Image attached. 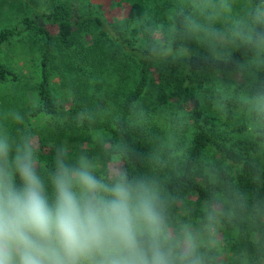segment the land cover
<instances>
[{
    "label": "trees",
    "instance_id": "1",
    "mask_svg": "<svg viewBox=\"0 0 264 264\" xmlns=\"http://www.w3.org/2000/svg\"><path fill=\"white\" fill-rule=\"evenodd\" d=\"M48 1L51 7L50 11L47 9L46 16L56 26L55 34L60 46L54 44V34L48 27L38 26L24 19L28 28L34 29L35 34L40 37L41 50L37 65L38 80L32 87L33 103L28 109L29 120H33L35 126L26 122L16 130L18 138L27 137L32 141L35 139L42 172L52 168L61 140L71 141L76 137V131H72L75 129L63 127L62 130L61 125L57 123L60 99L52 83L53 75L61 67L64 68V64L73 62L78 74L87 73V67L82 64L87 54L82 50L83 55L79 57V52L92 46L89 42L84 43L82 38L89 33L90 26L100 27L102 23L99 16H92L89 15L90 12L80 10V3H86V6L90 7L91 0ZM252 1L258 10L251 12L253 21L248 27L247 36L226 55L194 51L186 41L188 23L197 11L192 0H175L173 5L161 1L157 5L160 10L164 11L170 6L169 24L173 34L170 48L183 54L176 64L183 70L176 73L179 91L171 89L167 95L166 87H163L156 97L159 103L165 105L172 103L179 106L180 103V106L183 104L189 107L186 111V119L190 122L189 135H186L187 148L161 182L169 200L168 211L173 228L176 229L179 214L190 209L192 216L204 225H225L224 232L231 237L244 235L259 222L258 243L261 245L253 249L254 260L257 262L251 261V264H264V166L253 159V154L264 143V127L246 123L235 127L232 113L223 120L216 113H210L207 103L215 105L216 108L224 104L233 105V114L238 120L243 111L241 105L244 103L241 99L240 102L235 98L223 99L216 93L215 82L203 74L232 75L240 72L255 56L264 59V51L257 50V45L264 40V0ZM69 11L74 16H68ZM144 16V6L139 1L132 0L126 16L127 25L116 33V39L118 46L125 43L129 47L126 49L129 53L133 52L148 59L159 50L153 41V29L157 24L155 18H151L155 21H141ZM99 31L106 33L101 29ZM19 34L20 30L16 25L3 27L0 30V46ZM119 36L123 37L125 41L121 42L124 43H119ZM252 78L255 80V86L249 96L264 95V67L255 70ZM17 79L16 74L0 61V86ZM146 86V66H142L139 79L118 101L114 115L98 121L102 131L99 135L106 145L108 159L127 169L130 175H150L156 163V154L153 153L151 142L143 135L145 131H141L134 123L136 106L143 99ZM201 99L205 100V103ZM4 107L6 108V105ZM28 125L29 127H25ZM68 128L71 130L68 135H64L63 131ZM84 129L83 132L86 133L90 128L85 126ZM210 152L217 156L220 162L216 165H205L207 171L199 178L197 169ZM160 159L165 162V155L162 154ZM223 160L238 165L239 176L236 181L222 165ZM228 243L233 248V241ZM200 251L204 256V264H220L219 247L202 244Z\"/></svg>",
    "mask_w": 264,
    "mask_h": 264
},
{
    "label": "rangeland",
    "instance_id": "2",
    "mask_svg": "<svg viewBox=\"0 0 264 264\" xmlns=\"http://www.w3.org/2000/svg\"><path fill=\"white\" fill-rule=\"evenodd\" d=\"M91 1L90 7L86 6V3H80V10L88 11L92 16H99L102 23L100 27L90 26L89 33L82 38L84 43L89 42L92 46L85 47L86 50L80 46L83 49L80 50L79 57H82L83 51L87 54L86 60L82 61L87 67V73L78 74L73 62L64 64L66 69L61 67L52 78L60 99L57 123L61 125L62 130L63 127H69L75 129L72 130L74 133L76 131L75 139L61 140L58 148H64L72 159L80 155L90 157L97 167L98 174H107L117 165L106 155V145L100 138L102 131L98 121L114 115L118 101L133 88L141 75L142 66H146L147 86L143 99L136 106L134 123L141 131H145L142 133L147 141L151 142L153 153L156 154V163L149 176L163 182L187 148L186 135L190 126L188 118L186 119L188 105H165L159 103L156 97L163 87H166L167 95L171 89L179 91L176 73L183 69L178 68L176 64L183 54L170 48L173 42L169 24L170 6L164 11L157 6L161 1L173 5L175 0H136L145 9V16L140 20L145 22L155 18L157 24L153 29V41L159 50L148 59L133 52L129 53L126 50L129 47L121 42L125 41L123 37L119 36V43L124 45H117L116 33L127 25L126 16L132 0ZM192 3L197 11L188 23L186 41L194 51L216 55H226L229 50L245 40L248 27L253 21L251 12L258 10L252 0H192ZM50 7L48 0H0V30L9 25H16L20 30L18 36L0 46V61L18 77L16 81H7L0 86V124L4 125L14 138H18V126L22 127L26 122L35 126V122L29 120L28 109L33 103L32 87L38 80L37 65L41 39L34 29L28 28L24 19L38 26L48 27L54 34V44L59 47L60 43L55 34L56 26L46 16ZM68 16L74 15L69 11ZM99 29L106 33H100ZM257 50L264 51V40L257 45ZM263 67L264 59L255 56L240 72L232 75L203 73L215 82L219 96L223 99L235 98L237 101L241 99L245 105H241L243 111L238 120L233 114V105L224 104L216 108L215 105L207 103L210 113H216L222 120L232 113L235 127L241 123L264 127V95L249 96L255 86L252 76L255 70H261ZM202 102L205 103V100ZM17 114L22 118L19 122L14 119ZM85 126L90 128L86 133L83 132ZM69 128L63 131L64 135H68L71 130ZM33 141L35 142V139ZM162 154L167 159L165 162L160 159ZM253 159L264 166V143L253 154ZM218 161L220 162L219 158L212 152L207 154L197 169V176L201 178L207 171L205 165H216ZM222 165L236 181L239 176L238 165L224 160ZM191 211L192 209L179 214L176 229L186 226L198 237L200 245L219 247L220 264L257 262L254 260L253 249L261 245L258 243L259 222L244 235L231 237L225 234V225L222 223L217 226L204 225L192 216ZM231 240L234 243L233 248L228 243Z\"/></svg>",
    "mask_w": 264,
    "mask_h": 264
},
{
    "label": "clouds",
    "instance_id": "3",
    "mask_svg": "<svg viewBox=\"0 0 264 264\" xmlns=\"http://www.w3.org/2000/svg\"><path fill=\"white\" fill-rule=\"evenodd\" d=\"M168 204L158 178L118 164L98 174L62 147L42 172L35 142L0 124V264H204Z\"/></svg>",
    "mask_w": 264,
    "mask_h": 264
}]
</instances>
